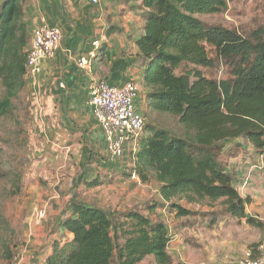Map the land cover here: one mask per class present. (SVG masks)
<instances>
[{
    "label": "trees",
    "instance_id": "1",
    "mask_svg": "<svg viewBox=\"0 0 264 264\" xmlns=\"http://www.w3.org/2000/svg\"><path fill=\"white\" fill-rule=\"evenodd\" d=\"M24 1L0 0V117L11 112L26 83L30 40ZM227 1L144 0L143 34L137 41L144 74L137 106L145 123L133 160L141 183L153 180L162 208L177 218L204 214L264 230L261 221L247 215L252 199L240 195L233 175L218 160L227 143L238 139L264 156V24L243 36L199 19L220 13ZM219 60L229 68V78L205 77L201 69ZM153 113L177 118L181 134L148 123ZM18 194L19 189L13 195ZM159 206L117 211L70 200L69 213L57 227L72 238L54 242L43 264H141L147 258L176 264L164 220L151 218ZM17 246L15 229L0 211V264L13 263Z\"/></svg>",
    "mask_w": 264,
    "mask_h": 264
},
{
    "label": "crops",
    "instance_id": "2",
    "mask_svg": "<svg viewBox=\"0 0 264 264\" xmlns=\"http://www.w3.org/2000/svg\"><path fill=\"white\" fill-rule=\"evenodd\" d=\"M24 8L29 40L42 18L63 33L55 56L42 62L36 79H26L24 93L33 97L47 141L64 151L76 171L73 183L64 187L63 198L47 194L43 201L42 189L35 191L37 195L35 201L30 198L20 236L17 231L18 259L12 264H43L54 242L72 238L66 229L57 227L69 213L70 200H84L117 211L130 210L135 205L138 196L131 188L139 183L131 181L129 172L137 144L127 147L123 159L108 161L107 144L93 113L89 88L95 82L123 86L129 81L141 88L144 72L137 41L143 34L144 0H25ZM82 58L90 59L91 65L81 68ZM95 179L100 180L96 187L85 186V181ZM42 206L48 209L46 220L39 227H31L35 209ZM154 214L153 220L158 218ZM159 216L174 220L184 237L180 241L177 234L168 245L176 264H242L250 245L256 244L248 231L244 234L240 229H231L223 234L216 230L220 225L203 223L198 218H177L170 210L162 209ZM141 264L155 263L153 258H147Z\"/></svg>",
    "mask_w": 264,
    "mask_h": 264
},
{
    "label": "rangeland",
    "instance_id": "3",
    "mask_svg": "<svg viewBox=\"0 0 264 264\" xmlns=\"http://www.w3.org/2000/svg\"><path fill=\"white\" fill-rule=\"evenodd\" d=\"M199 19L210 25L234 29L239 34L247 36L264 24V0H228L226 8L220 13L199 16ZM201 71L205 77L215 81L230 76L229 68L223 60L216 61L213 68H204ZM24 88L13 101L11 112L0 117V211L15 229L16 239L17 231L20 236L22 225L28 217L27 206L30 198L35 201L33 199L37 195L35 191L44 193L43 201L47 200L45 198L47 194L48 196L52 194L51 197L57 194L63 198L66 193L64 187L73 183L76 175L74 167L64 156V151L57 150L53 143L47 141L41 118L35 112L33 97L25 94ZM3 93L0 85V99ZM147 121L156 127L169 129L177 135L182 132L177 118L167 114L153 113ZM218 160L233 175L240 195L252 199V204L247 207V215L264 224V156L246 140L238 139L227 143L218 155ZM17 189L19 194L13 195ZM157 189L155 183H140L133 186L131 190L138 197L134 200L135 205L132 208L147 211L149 204L158 203L159 212L155 211L154 216L159 218L163 208L162 201L157 196ZM183 204L186 205L185 202ZM192 209L202 213L211 211L197 205ZM196 218L203 223L212 222L213 225H220L216 230L223 234L231 229H240L244 234L246 231L252 234L256 244L264 242V230L251 227L244 221L221 217L215 219L204 214L191 217L190 221H196ZM187 221L190 224V221ZM170 222L174 233L180 236V241H184L179 226L175 225L174 220L170 219ZM236 222L239 224H235Z\"/></svg>",
    "mask_w": 264,
    "mask_h": 264
},
{
    "label": "built area",
    "instance_id": "4",
    "mask_svg": "<svg viewBox=\"0 0 264 264\" xmlns=\"http://www.w3.org/2000/svg\"><path fill=\"white\" fill-rule=\"evenodd\" d=\"M97 3L98 0H92ZM63 33L59 27L48 24L42 18L40 24L33 30L30 45L27 50V64L25 79H36L41 73V64L53 58L62 41ZM99 43H95L98 46ZM81 68L91 65L90 59L82 58L79 63ZM90 103L94 116L101 127L107 144V159L110 162L119 161L125 157L127 147L136 143L142 134L144 117L137 106L140 87L134 81H129L123 86L110 85L107 82H95L89 88ZM135 151L133 152V154ZM131 181L141 183L133 160L129 172ZM59 197V195H55ZM163 211H168L167 207ZM47 206L36 208L29 224L39 227L47 218ZM166 224L171 241L176 239L172 224L168 217L162 218ZM18 259L14 256L13 262ZM242 264H264V244L254 251L247 250Z\"/></svg>",
    "mask_w": 264,
    "mask_h": 264
}]
</instances>
